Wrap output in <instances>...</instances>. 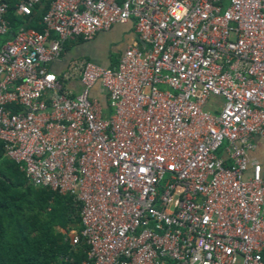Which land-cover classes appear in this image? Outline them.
<instances>
[{
    "label": "built area",
    "instance_id": "1",
    "mask_svg": "<svg viewBox=\"0 0 264 264\" xmlns=\"http://www.w3.org/2000/svg\"><path fill=\"white\" fill-rule=\"evenodd\" d=\"M43 1L0 0V143L80 203V264H264V0H48L40 31L13 32L11 4L24 20ZM128 22L141 46L116 66L49 70Z\"/></svg>",
    "mask_w": 264,
    "mask_h": 264
},
{
    "label": "trees",
    "instance_id": "2",
    "mask_svg": "<svg viewBox=\"0 0 264 264\" xmlns=\"http://www.w3.org/2000/svg\"><path fill=\"white\" fill-rule=\"evenodd\" d=\"M44 0L24 20L8 15L13 32L21 23L40 31ZM0 143V264H80L87 247H73L70 230H80V203L73 197L26 183L18 165L4 158ZM77 225V226H76Z\"/></svg>",
    "mask_w": 264,
    "mask_h": 264
},
{
    "label": "crops",
    "instance_id": "3",
    "mask_svg": "<svg viewBox=\"0 0 264 264\" xmlns=\"http://www.w3.org/2000/svg\"><path fill=\"white\" fill-rule=\"evenodd\" d=\"M117 44L122 45L120 49L115 47ZM129 45L141 46L134 33L132 23L115 25L108 31L99 32L92 40H77L67 43L61 60L50 65L49 70L58 74L65 69L69 61L75 58L85 59L103 67H114L117 65L125 48ZM112 51H118V54L113 56ZM68 88L77 93L80 91L81 85L78 81H73L68 84ZM92 97L98 99L103 107L106 106L107 95L101 84L98 83L94 86ZM216 101L217 103L221 102L219 99ZM252 142L254 149L250 152L249 157L251 161L258 163L264 171V136L253 137ZM250 175L251 170H248L246 177H250Z\"/></svg>",
    "mask_w": 264,
    "mask_h": 264
},
{
    "label": "rangeland",
    "instance_id": "4",
    "mask_svg": "<svg viewBox=\"0 0 264 264\" xmlns=\"http://www.w3.org/2000/svg\"><path fill=\"white\" fill-rule=\"evenodd\" d=\"M121 46H122L121 44H117V45H115V47L118 48V49H120ZM112 52H113V51H112ZM116 54H118V51L112 53L113 56H115ZM2 157L4 158V156H2ZM4 159H5V158H4ZM76 226H77V225H76Z\"/></svg>",
    "mask_w": 264,
    "mask_h": 264
}]
</instances>
